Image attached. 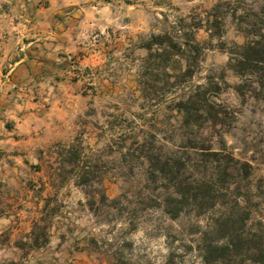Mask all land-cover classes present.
I'll return each instance as SVG.
<instances>
[{"label": "rangeland", "instance_id": "rangeland-1", "mask_svg": "<svg viewBox=\"0 0 264 264\" xmlns=\"http://www.w3.org/2000/svg\"><path fill=\"white\" fill-rule=\"evenodd\" d=\"M218 1L225 0L39 1L41 20L52 15L56 29L73 27L75 36L55 48L42 91L3 99L0 90V264H202L201 248L223 243L209 231L220 205L177 218L163 211L164 187L146 179L139 146L166 151L182 142L179 86L167 87L174 78L164 60L149 58L151 35L180 23L189 34ZM220 27L219 37L195 31L206 48L187 83L220 84L226 122L202 131L215 144L222 134L250 163L248 183L259 195L250 205L254 228L264 220V101L236 92L240 78L227 66V50L245 37L228 16ZM183 67L175 56L166 71ZM196 132L188 128V137Z\"/></svg>", "mask_w": 264, "mask_h": 264}, {"label": "trees", "instance_id": "trees-1", "mask_svg": "<svg viewBox=\"0 0 264 264\" xmlns=\"http://www.w3.org/2000/svg\"><path fill=\"white\" fill-rule=\"evenodd\" d=\"M223 11L245 37L241 44L233 43L227 50V66L240 78L235 90L240 96L264 101V0L248 6L239 0L218 1L206 23H195L189 34L185 32L186 23H180L172 31L151 35L146 45L149 58L164 60L167 77L174 78L172 82L167 78V87L179 86L180 94L174 104L181 117L182 142L176 150L166 151L145 141L139 146L148 162L146 179L160 182L165 190L157 204L171 218L189 213L201 215L217 205L222 207L209 231L218 232L224 241H208L201 248L202 264H231L237 257L246 264H264V220L258 219L256 228L251 223L252 197L259 198L248 183L251 165L227 148L222 134L215 144L202 131L205 126L215 128L226 122L227 107L217 99L220 84L212 78L203 83H187L199 68L206 48L195 31L205 27L209 37L221 36ZM180 22L185 20L181 18ZM175 56H180L184 67L172 76L166 69ZM190 127L197 128L191 138L187 133ZM81 176L80 183L84 184ZM102 196L106 198L105 194Z\"/></svg>", "mask_w": 264, "mask_h": 264}, {"label": "crops", "instance_id": "crops-1", "mask_svg": "<svg viewBox=\"0 0 264 264\" xmlns=\"http://www.w3.org/2000/svg\"><path fill=\"white\" fill-rule=\"evenodd\" d=\"M39 1L0 0V90L3 99L32 96L42 91V79L48 73L49 58L55 56V48L58 44L71 46L74 42L73 27L56 29L52 15L41 20L36 11ZM19 85L24 87L21 89ZM5 111L17 112L16 109ZM13 117L17 118L14 114Z\"/></svg>", "mask_w": 264, "mask_h": 264}]
</instances>
